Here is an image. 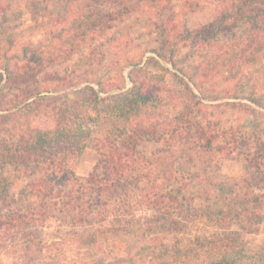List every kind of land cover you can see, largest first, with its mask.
Masks as SVG:
<instances>
[{
  "label": "trees",
  "instance_id": "obj_1",
  "mask_svg": "<svg viewBox=\"0 0 264 264\" xmlns=\"http://www.w3.org/2000/svg\"><path fill=\"white\" fill-rule=\"evenodd\" d=\"M163 1L32 0L48 19L46 36L33 43L19 35L15 0H0V246L9 245L0 264H264V250L248 249L239 234L264 224V136L204 124L205 101L214 98L178 66L174 47L193 36L212 46L220 30L243 25L264 38V0H231L188 36L161 21L132 19L156 32L154 47L137 50L131 36H110L112 53L98 41ZM160 60L178 70L177 86L163 83L172 70ZM151 63L163 74L150 71ZM150 142L164 146L143 151ZM88 147L99 160L78 175L70 158ZM239 148L244 178L202 182L214 156ZM8 168L33 179L20 199L10 192ZM186 173L192 191L170 180ZM52 222L79 228L69 234L82 256L64 259L66 242L44 232Z\"/></svg>",
  "mask_w": 264,
  "mask_h": 264
},
{
  "label": "rangeland",
  "instance_id": "obj_2",
  "mask_svg": "<svg viewBox=\"0 0 264 264\" xmlns=\"http://www.w3.org/2000/svg\"><path fill=\"white\" fill-rule=\"evenodd\" d=\"M57 1L63 5L68 0ZM197 2L199 4H196ZM230 2L231 0H165L159 8L156 7L148 12H134V16L131 15L127 18V22H124L125 26L122 27V30H115L114 33L110 31L106 38H98V41H103L101 44L106 42V45L111 47L113 42L108 37L119 36L124 39L129 35L135 40V43L140 44V48H135L137 50L154 47L157 45L154 41L156 32L150 33L149 27L140 28L139 23L131 24L132 19L136 21L137 17H140L141 19H152L155 22L161 21L166 23L165 26H175L177 34L180 32L184 36H188V31H195L216 19L222 9L230 5ZM13 5L20 17L16 21H20L19 35L21 39L37 43L44 38L48 30V19L36 11L32 0H15ZM219 32L218 40L212 46L197 44L194 36L187 41H179L174 46L178 66L189 70L193 76H196L204 93L214 98L205 101L211 106L204 109L202 117L204 122L200 116L198 119L204 124H207L209 120L218 122V126L222 130L231 131L233 127V129L239 128L245 132L247 137H251L248 136L251 133H260L264 136V107L253 100L256 99L264 103V38L257 35L251 36L245 25L232 31L220 30ZM116 49L111 47L110 50L112 53H117ZM107 52L109 53L108 49ZM146 56L155 57L151 52H147ZM160 64L172 70L164 73L166 76L163 83L168 86H177V77L173 75V72H178V70L161 60ZM148 67L153 73L163 74V71L155 64L151 63ZM159 81L157 79L158 83H160ZM195 92L202 97V92L196 89ZM231 103H236L237 106H232ZM239 104L252 107L254 111L251 109L241 110L242 106ZM97 134L102 136L104 131L100 130ZM163 146L162 142H150L141 144V149L148 153ZM240 151L242 148L237 149L234 153L224 151L220 156H214L212 162L215 166L209 167L207 175H205L206 172L201 174L202 182L207 181L206 179L239 180L244 178L246 161L243 159V152ZM99 157L93 147H88L79 157L70 158L69 165L78 175H88ZM195 170L197 171V169ZM6 174L11 183L10 192L17 198L20 199L24 188L32 187L33 179L25 176L23 171L8 168ZM174 176L172 175L170 178L173 186L188 183L189 191L195 188L194 181L188 178L189 174H181L179 178ZM134 195L138 196L136 192ZM30 199L34 198L30 196ZM23 204L24 206L29 205V199ZM201 204L203 207L204 202ZM72 231L80 232L78 227H72L70 224L58 226V222H52V226L44 229L47 238L58 240L63 247L65 245L61 241L66 242V247H64L66 253L63 257L67 261L76 260L81 255L78 252L79 241L69 234ZM239 234L248 249L264 250V224L257 233L240 230ZM8 246H0V258H2V253H7ZM80 251L83 253V248Z\"/></svg>",
  "mask_w": 264,
  "mask_h": 264
}]
</instances>
